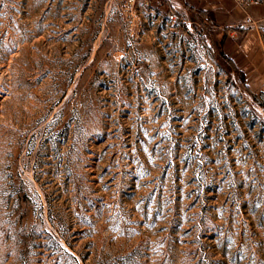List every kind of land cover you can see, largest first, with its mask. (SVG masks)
<instances>
[{
  "label": "rangeland",
  "instance_id": "obj_1",
  "mask_svg": "<svg viewBox=\"0 0 264 264\" xmlns=\"http://www.w3.org/2000/svg\"><path fill=\"white\" fill-rule=\"evenodd\" d=\"M186 10L0 0V264H264V71Z\"/></svg>",
  "mask_w": 264,
  "mask_h": 264
},
{
  "label": "crops",
  "instance_id": "obj_2",
  "mask_svg": "<svg viewBox=\"0 0 264 264\" xmlns=\"http://www.w3.org/2000/svg\"><path fill=\"white\" fill-rule=\"evenodd\" d=\"M178 2L185 10L192 7L194 11L199 9L214 12L216 18L223 20L222 24L230 27L228 40L230 43L225 45L230 58L248 74L264 71V58L261 57L264 49L263 34L255 25L245 23L247 16L254 19L264 18V1L178 0Z\"/></svg>",
  "mask_w": 264,
  "mask_h": 264
},
{
  "label": "built area",
  "instance_id": "obj_3",
  "mask_svg": "<svg viewBox=\"0 0 264 264\" xmlns=\"http://www.w3.org/2000/svg\"><path fill=\"white\" fill-rule=\"evenodd\" d=\"M144 2H152L157 1L159 3H163L165 6V13L167 16V19L172 22L180 21L183 18L182 14V5L178 2V0H143ZM246 24H255L257 23V20L247 16L245 19Z\"/></svg>",
  "mask_w": 264,
  "mask_h": 264
},
{
  "label": "trees",
  "instance_id": "obj_4",
  "mask_svg": "<svg viewBox=\"0 0 264 264\" xmlns=\"http://www.w3.org/2000/svg\"><path fill=\"white\" fill-rule=\"evenodd\" d=\"M189 9H190V12H191L190 15H191V18H192V21L194 22V24H197V22H198L199 24H204L205 25L206 24L205 21H207V20H204L202 17L206 16L208 20L212 19V17H213L212 16L213 15L212 12H210V11L197 10L196 13H195V12H193V8L192 7H190ZM222 55L226 56L225 52H222Z\"/></svg>",
  "mask_w": 264,
  "mask_h": 264
}]
</instances>
